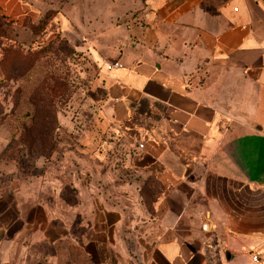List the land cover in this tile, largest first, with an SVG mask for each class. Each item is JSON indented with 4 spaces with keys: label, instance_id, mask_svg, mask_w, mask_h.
Returning <instances> with one entry per match:
<instances>
[{
    "label": "crops",
    "instance_id": "0c3cea01",
    "mask_svg": "<svg viewBox=\"0 0 264 264\" xmlns=\"http://www.w3.org/2000/svg\"><path fill=\"white\" fill-rule=\"evenodd\" d=\"M136 1V13L110 2L94 19L123 28L102 66L107 106L143 142L133 165L163 189L151 209L128 196L101 210L83 238L11 181L0 264H122L129 249L127 264H264V0ZM0 12L25 7L0 0Z\"/></svg>",
    "mask_w": 264,
    "mask_h": 264
},
{
    "label": "rangeland",
    "instance_id": "374dc122",
    "mask_svg": "<svg viewBox=\"0 0 264 264\" xmlns=\"http://www.w3.org/2000/svg\"><path fill=\"white\" fill-rule=\"evenodd\" d=\"M117 1L138 12L133 0H22L21 15L0 16V57L18 45L22 56L9 61L5 78L0 72V188L14 181L46 195L63 231L77 225L83 238L101 210L126 208L128 196L151 209L163 189L153 172L133 165L142 156L134 133L107 106L102 66L123 28L94 18L105 20L103 5ZM55 189L61 201L49 202ZM129 254H118L122 264L136 256Z\"/></svg>",
    "mask_w": 264,
    "mask_h": 264
},
{
    "label": "trees",
    "instance_id": "16d2710c",
    "mask_svg": "<svg viewBox=\"0 0 264 264\" xmlns=\"http://www.w3.org/2000/svg\"><path fill=\"white\" fill-rule=\"evenodd\" d=\"M0 16L4 18L6 22H11L13 19H8L9 17L0 12ZM7 37V36H6ZM2 56L0 57V72L4 75V78L6 77L5 74L8 72L9 67H6V65H9V61L14 60L17 63H20L22 60V56H20V47L19 45L17 47H10L5 46L2 48Z\"/></svg>",
    "mask_w": 264,
    "mask_h": 264
},
{
    "label": "built area",
    "instance_id": "2783aa9c",
    "mask_svg": "<svg viewBox=\"0 0 264 264\" xmlns=\"http://www.w3.org/2000/svg\"><path fill=\"white\" fill-rule=\"evenodd\" d=\"M117 64H119V61H118V60H114V61H109V62L107 63V66H108V67H112L113 65H117ZM138 146H139V147H143V142H138ZM252 258H253L254 260H258V255H257V253H252Z\"/></svg>",
    "mask_w": 264,
    "mask_h": 264
}]
</instances>
